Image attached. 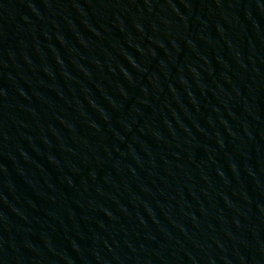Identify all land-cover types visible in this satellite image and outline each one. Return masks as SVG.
Segmentation results:
<instances>
[{
    "label": "water",
    "instance_id": "95a60500",
    "mask_svg": "<svg viewBox=\"0 0 264 264\" xmlns=\"http://www.w3.org/2000/svg\"><path fill=\"white\" fill-rule=\"evenodd\" d=\"M0 264H264V0H0Z\"/></svg>",
    "mask_w": 264,
    "mask_h": 264
}]
</instances>
